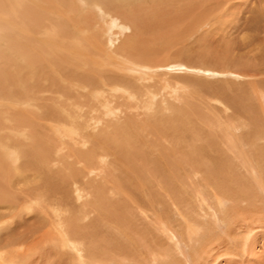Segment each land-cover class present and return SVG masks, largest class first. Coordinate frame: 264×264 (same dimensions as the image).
I'll use <instances>...</instances> for the list:
<instances>
[{"label": "rangeland", "instance_id": "1", "mask_svg": "<svg viewBox=\"0 0 264 264\" xmlns=\"http://www.w3.org/2000/svg\"><path fill=\"white\" fill-rule=\"evenodd\" d=\"M81 1L61 2L67 7L66 10L62 8L69 13L68 18L73 19L76 30L75 27L69 30L67 24L61 39L54 36L52 31L58 24L53 26L59 20L54 14L50 17L51 26H40L36 33L29 35L34 39L31 43L38 57L36 64H28L19 52L9 53V42L0 39V71L3 69L7 77L0 86V159L7 169L3 175L7 176L0 179L12 186L0 192L3 194L0 197V253L6 255L8 264H29L28 259L21 256H27L30 242L43 238L40 252L32 256V264H58V256L60 260L67 257L70 264H91L90 256L85 254L87 250L91 253V245L100 249L99 246L113 244L117 249L118 242L124 240V224L119 217L120 212L127 209L129 215L136 216L132 218L136 227L138 224L153 231L155 240L160 238L171 249L172 264H194L192 254L202 255V248L209 245L210 237L207 233L203 235L204 231L199 228L202 239L187 242L180 225V221L184 222V214L185 218H190L198 212L204 216L201 221L211 220V232L215 227L213 216L220 220L225 216H221L220 210L231 206L220 190L225 192L231 183L253 184L254 177H264V82L257 81L259 87L254 92L251 87L257 70L264 75L263 34L249 28L254 16L250 12L255 10L252 9L255 5L249 1L248 6L243 7L247 14L242 21L232 24L233 29L228 26L214 34L213 31L207 33L208 26L203 30L206 33L200 32V35L192 28L183 31L188 35L185 43L178 42L182 34L172 39H159L155 44L156 35L140 36L143 47H147L143 50L150 51L154 46L159 49L154 55L147 52L146 59L151 61L139 64L128 54L133 33L128 30L121 34L122 18L114 14L118 8L108 6L110 15L102 9L97 15ZM145 1L149 6L153 2ZM250 4L254 7L250 8ZM262 24L264 18L259 19L257 26L261 29ZM27 35V32L20 33L19 39L24 40ZM95 36L98 43L91 52L85 40ZM147 36L152 43L145 42ZM178 48L189 51L188 57L194 55V62L189 63L195 70L163 68L179 58L174 54ZM2 53L5 54L2 56ZM150 63L162 66L152 67ZM136 124H147L144 127L147 134L141 132L142 126L141 131L136 128ZM121 131L123 139L126 133L134 134L127 139L128 144L120 141ZM30 134L34 146L23 151L24 158H20L14 148L29 144ZM228 138L232 141L240 138L242 142L234 147L232 142L226 143ZM19 172L23 180H18L16 174ZM260 185H252V189L264 191L260 190ZM252 194L253 190L251 197ZM215 195L225 204H219ZM259 195L255 199L260 203L257 206L262 214L257 212L264 219V206L260 202V199L264 201V193L259 192ZM149 201L157 202L158 206L157 203L156 208L148 206ZM143 205H147L143 208L147 211L144 215L139 208ZM247 211H251L250 207ZM229 224L220 220V231L225 232ZM214 230L212 239L221 236ZM169 236H175L177 241L170 240ZM2 243L7 245L5 250H1ZM256 246L257 252L261 250ZM224 250L228 254L217 256V264H234L236 257L232 254L240 251L237 240L233 239ZM114 253L111 252L113 257L118 255ZM156 255L157 263L168 262ZM244 255L248 259V252ZM113 257L110 261L119 260ZM110 261L107 260L108 264H114ZM245 262L250 264L248 260Z\"/></svg>", "mask_w": 264, "mask_h": 264}, {"label": "bare ground", "instance_id": "2", "mask_svg": "<svg viewBox=\"0 0 264 264\" xmlns=\"http://www.w3.org/2000/svg\"><path fill=\"white\" fill-rule=\"evenodd\" d=\"M59 1H61V0H0V39L5 38L6 41L9 42V53H12L13 54V53L19 52L20 55L21 54L23 55V57L25 58V61L28 64H31V65L36 64L38 62V57L36 58L37 54L35 53V49H33V44L31 43V40L33 41L34 39L31 36H29V35H31L32 33L33 34L36 33V30H38L40 26L42 27V26H44L46 24L48 26H51L50 25V21H51L50 20V17H52V15L54 16V14L56 16H58V19L59 20L54 23L53 28L56 26V24H58V26H56V28L52 31L53 32L52 34L54 36H56L57 38H60L61 39V37L64 35L63 30L65 31V28H66L67 24L69 25V30H70V28L74 29V27H75L74 30L77 29L76 26H73L72 25L73 24V22H72L73 19L71 21L68 18L69 13L67 14V12L65 11L66 10L65 8H67V7L64 8L63 5L61 4V2L63 0L61 2H59ZM249 1L252 2V4L255 5V7H254V5L252 6L250 4L251 5L250 8L251 7H254L252 9L253 10L255 9V10L250 12L251 15L254 14V16H253V19H252L253 23H251V24L249 23V28H250L251 31L253 30V31H257V32H262L263 38H264V25L262 24L263 27L261 29H260L259 26H257L259 24V19L260 18H264V0H255V3L252 0H166V1L153 0V2H151V3L148 2L150 4V6L147 3H145L146 2L145 0H83V2L82 1L81 2L84 3V5H85V6L83 5L84 7H87L89 9V11L94 12L97 15H100L102 10H105L106 11V15L107 16L110 15L111 13L107 11L108 10V6L109 7L112 6L115 9L118 8L115 11L114 14H116V15H118V17L122 18V20L120 22V28L122 29V32L123 33L121 32V34H124V31L126 33V31H128V30L133 33V36H132V41L133 42L132 41L130 42L131 45L129 47V48H131V47L132 48H131L130 53H128V54H131V56L135 57L137 59L135 61H137V62L139 61V64L141 62H143V61L146 64L149 61H151V60L146 59L147 54H148L147 52H150V54L154 55L158 51L159 47L156 48L154 46L153 48H151L150 51L149 50H147V51L143 50V48H145V46L143 47V45H144V44H142V40L143 39H141L140 36H142L144 34H148V33H152L153 35H156V37L153 40V44H155V42L157 40H159V39H165V38L172 39V38H175V37H179L182 34V36L180 37V39L178 40V42L179 43L180 42L181 43H185V40H187L188 35L186 34V32L184 34L183 31H188L187 29H190V31H191V28L192 29H196L195 31L193 30L196 35H200V32L201 33L202 32L206 33L203 30L206 27H208V26H209L208 30L205 29L207 31V33L210 32V31H213V33L214 32L215 33L216 32H221V31H224L228 26H230L233 29L232 24L234 22L236 23L238 21L239 22L242 21V19H244L243 16H245L247 14V12H244V8L243 7L246 6L249 3ZM74 3H76V2H74ZM63 4H65V3L63 2ZM260 8H261V10H260ZM114 16H111V19H114ZM245 19H247V18H245ZM81 20H83V18ZM254 22H255V24H254ZM86 23L88 24V26H89L90 29H93L92 27H90L91 25H89L88 22H86ZM93 25H94V23H93ZM83 26L85 27L86 25L83 24ZM91 31H93V30H91ZM26 32L28 33L27 37L24 38V40H20L19 39V34L20 33L25 34ZM248 32H249V30H248ZM92 34H93V32H92ZM90 35L91 34H89V36ZM130 36L131 35H129V37ZM121 37H122V35H121ZM147 37L148 38H146V39L144 38L146 40L145 42L152 43V39H150L149 36H147ZM27 38H28V40H27ZM95 38L97 39V37L95 36V37H92V38H88L89 40H85V42H87V47L89 48V50L91 52L92 51H95V49H96L95 48V45L98 43L97 41H95L96 40ZM125 40H127V38ZM91 41L93 42V44H91L92 43ZM188 41H189V39H188ZM256 41L257 40H255V42ZM94 42H96V43H94ZM121 45H122V43H121ZM140 45H141V47H140ZM252 45H254V43L251 44V45H246L244 49H247L248 46H252ZM126 47L127 46L125 45L124 48H126ZM179 48L177 49L178 51H175V52L173 50H171V51L174 52L175 55L177 54L179 58H177V56H176L177 60H174V62H171L169 64L163 65V68H169L170 67L173 70L174 69L175 70H177V69L184 70L185 69V70L192 71L191 69H194V67H193L192 63H189V62H194L193 61L194 60L193 59V56L194 55L193 56L191 55V57H188V54H190V52L189 51L188 52H185L183 49H179ZM194 50H195V48H194ZM203 51H204V49H203ZM131 52H133L134 54H132ZM167 52H169V51H167ZM4 54L5 53H2L1 55L3 56ZM179 54H182L184 56V58H183V56H180ZM201 54H203V53H201ZM94 56H96V55H94ZM203 56L205 57V54H203ZM201 59H203V58H201ZM207 59L209 60V58H207ZM218 59L219 58H217V60ZM195 61L197 62V60H195ZM148 65L149 66H152V67H161L162 66L160 64L156 65V64H153V63H150ZM154 65H156V66H154ZM262 65H264V60L262 61ZM262 67L264 68V66H262ZM28 68H30V66H28ZM196 69H198V68H196ZM198 71H201V70H198ZM202 71H204V70H202ZM36 73L38 74V72H36ZM209 73H210V70H209ZM211 74H212V72H211ZM211 74H209V75H211ZM217 74H215V75L217 76ZM6 78H7L6 77V72L2 69L0 71V86L3 83L6 82V80H7ZM253 78L255 79V81H253L254 83L252 82V86H251L253 88L252 91L253 90H256L259 87V86L258 87L256 86V85H259V83H256L257 81L260 82V83L264 82V75L262 74V71L261 70H257L256 73H255V77H253ZM27 79L29 80L28 77H27ZM24 81H27V80L24 79ZM220 83H221V81H220ZM10 89H12V88H10ZM131 92H133V91H131ZM139 94H140V92H139ZM136 95L138 96V98L140 97L138 94H136ZM191 97H193V96L191 95ZM189 104H191V103H189ZM219 114H220V112H219ZM176 116H179V114H177ZM189 117H188V119H189ZM153 120H154V118H153ZM184 120H185V118H184ZM28 121H29V119H28ZM28 121L26 120V123H28ZM141 122H140V124H141ZM23 123L22 124L20 123V125H23L24 126ZM11 124H12V122H11ZM134 124H132V125H134ZM189 124H188V126H189ZM139 125H137L135 127L136 128L138 127L139 130L141 131L140 128L142 126V130L143 131H141V132L142 133H146V131H144V127L147 124L145 126H144V124L141 125V126H139ZM25 126H26V124H25ZM163 127H165V126H163ZM29 128H30V126H29ZM163 130H162V132H163ZM122 131L124 132L123 129H122ZM122 131H121V140L120 141L123 140V142L125 144H128V140L127 139L129 138V136H132L134 134L130 135V132H129V134L126 133L125 134V137L123 139V135H122L123 132ZM151 133H149V134H151ZM29 137L31 138V134L28 135V139H29ZM117 137H119V136H117ZM114 139L118 143V140L119 139H116V136H115ZM112 140H113V138H112ZM112 140L110 141V143L112 142ZM187 140H189V139H187ZM22 142H25V141L23 140ZM145 142H146V140H145ZM227 142H232L234 144V147H235V145L238 146L242 141L240 140V138H235V139H233V141L231 140V138H228V139H226V143ZM28 143L29 144H27V145H24V144L23 145H18L17 147L14 148L15 151H16L15 153L18 154L20 158L21 157L24 158V155H25L24 152H26L27 149H29V148L31 149V147L34 146L32 139H29ZM158 143H160V142H158ZM41 144L39 145V147L41 146V148H42V145L43 144L42 145ZM113 144L115 145V143H113ZM135 144H137V142ZM151 144H153V143L151 142ZM151 144H150V146H152ZM181 144L182 143H180L179 145H181ZM117 145H121V144H117ZM121 146H123V145H121ZM136 146H138V145H136ZM139 146H141V145H139ZM131 147H133V146H131ZM34 149H35V147H34ZM44 149H46V148H44ZM134 149H135V146H134ZM34 151H36V150H34ZM38 154H39V152H38ZM38 161H40V160H38ZM22 162H24V161H22ZM24 164H25V162H24ZM27 167H29V165ZM20 168H24V166H21ZM42 169H43V167H42ZM20 170H22V169H20ZM5 171L7 172V169L3 165L2 160L0 159V178H1V176H3V177L5 175L7 176V174L3 175ZM21 172H19L18 174H16L18 180L19 179L20 180H23L24 179V178L21 179V177H20L22 175ZM4 179H5V177H4ZM19 182H21V181H19ZM258 183L261 184L260 185V190L264 189V177H260V178L254 177L253 184H252V182L250 184H247V183H245V184L244 183L243 184L231 183V184L228 185V188L226 187V185H224L226 187V189H224L225 192L223 190H220V192L223 193V194H221V196L224 197L227 201H230L231 202V206L229 208H227V209L224 208V209L220 210L221 216L222 215H225L220 220L224 224H227L229 222H230V224L228 225V227H227V229H226L225 232H221L220 231V227H221L220 226V220L216 216H213L214 225H215V227H213V228L216 229L217 231H219V234L221 235L219 237H216L215 239H212V237L214 235H212V237H211V233L212 232H215V230L214 229H211V232H209L210 231V228H211L210 224H213V222H211V220L208 221V222L207 221H203V220L201 221L202 218L204 219V216H201V214H199L198 212L195 213L196 214L195 217H190V218L189 217L188 218L187 217L185 218L186 214H184L185 216H183L184 218H182V219H184V222L182 220V222H183L184 225L182 224L181 221H180V223H181L180 225H181V229L182 228L184 229V236H186L185 239H186L187 242H190V241H198V238L199 239H202V236L205 235L206 233L210 237V239L208 238L209 240H207V243L210 242L209 245L207 244L209 247L206 245L205 247L202 248V251H201L202 252V255H199V253L198 254H195L193 252L194 254H192V258H193L194 264H217L219 262V259H218L219 257H217V256L223 255L224 252L226 254H228L227 253L228 252L227 250H224V251H222V250L225 247H228L233 242V239H236L237 240V243H238V246H240V251L232 254L233 257H236V259H233L234 264H239L240 262L243 263L246 260H248V263H250V264H264V219H263V216L262 215L261 216L259 215V213L262 214V211H261V209L258 208V206H257L258 204L257 203H259V202L255 199V198L260 197L259 192L264 193V191H256V189H252L253 186H257ZM11 185H12V183H11ZM9 187H12V186H10V184H9V182H7V180L4 181V180L0 179V192L1 193H2V190H6L7 191ZM218 190L219 189H217V191ZM249 190H250V192L252 190L254 192V194H252L253 195L252 197L250 196ZM220 192L218 194H216V195H219ZM1 193H0V197H3L2 196L3 194H1ZM256 193L258 194V196L256 195ZM216 195H215V199L218 200ZM145 198H146V196H145ZM218 201H220V200H218ZM173 202H174V200H173ZM260 202L262 203L261 206L263 207L264 206V201H262L260 199ZM153 203H154L153 201L152 202L149 201L148 202V204H149L148 206L156 208L154 205H156L157 202L154 203V204ZM219 204H221V201H220ZM223 204H225V202H223ZM223 204H221V205H223ZM157 206H158V203H157ZM261 206H260V208H261ZM146 207H147V205L139 206L140 213L142 212L143 215L146 214V212H147V211H145L143 209V208H146ZM246 207L247 208L250 207V210L251 211L250 212L247 211V208ZM258 210H259V213L257 212ZM193 212H194V210H193ZM254 212H256L257 215H255ZM120 213H121L120 214L121 216L119 217V219L121 218V221L124 224V225H122L123 226V232H122L123 234L122 235L124 237V240H122L121 242H118L119 244L117 243L118 244V248L117 249H115V247H112L113 244H112V246H111V244H109V246H105L104 245V247L99 246V248L101 247L100 249H95L94 248L95 246L92 247V245H91V248H92L91 249V253H89V251L84 248L85 250L84 249L83 250L85 252L87 250V252L85 254L87 255V253H88V255L90 256L89 258H90V263L91 264H98L97 263L98 261L101 262L102 264H108L107 260L110 261L112 259V257H113V255L111 254V252H115L114 254H118L117 256L114 255L113 258L115 259L117 257L119 260H112L113 262L110 261L111 263H114V264H156L157 261L154 259V256L156 254H158L156 256L163 258V260H166V261L168 260V262L166 264H172V262H170V259H171L170 252L172 253V251H171V249L167 248V246L165 245V243L163 242V240H162V242H161V240H159L160 238H158L157 240H155V235L153 236V234H152L153 231L150 232V230L147 229L146 227L140 226L138 224H137V227H136V225H134L136 222L133 221V219H132L133 217H136V216H134L133 214L129 215V211L127 209H125V211H121ZM253 213H254L255 216H257V218L252 215ZM165 214H167V213H165ZM165 214L163 216H166ZM213 215H216V214L214 213ZM146 216L147 215H145V217ZM190 216H191V213H190ZM165 218H167V217H165ZM115 219H117V218H115ZM199 219H200V221H199ZM254 219H256V220L253 221ZM159 220H160V218L158 219V221ZM128 222L130 223V225H128L129 224ZM120 225H121V223H120ZM120 225H119V228H121ZM199 228H202L201 231H204V234L201 237H199ZM260 229L262 230L261 232L257 231V230H260ZM77 232H78V230H77ZM256 232L258 234L257 235H254L253 239H250L252 237V235L255 234ZM45 233L46 232H44V235H45ZM74 233H76V232H74ZM48 234L51 235L50 233H48ZM108 235H109V233H108ZM175 236H169L170 240L176 242L177 239H176ZM217 236H218V232H217ZM204 237H207V236H204ZM217 238H219V239H217ZM31 239H30V241H32ZM50 239L52 241V238H50ZM86 239H87V237H86ZM120 239H121V237H120ZM26 240H27V243L26 244H28V239H26ZM37 240H38V242H37ZM37 240L36 241H33V242H30L28 244V246H27L28 249L26 251L27 252V256L26 257H24V255L21 256V257H23L25 259L27 258L29 264H32L31 263L32 262V256L35 253H39L40 252L38 249H40L41 248L40 245L43 244V238L40 239V240L39 239H37ZM82 240H83V238H82ZM82 240H81V242H83ZM53 241L55 242V239ZM249 241H250V243H249ZM44 242H45V239H44ZM46 242H47V240H46ZM218 242H220V243L218 245H216L215 243H218ZM99 243H100V241H99ZM103 243L104 242H102L100 244H103ZM177 244H178V242H177ZM193 244L195 245V243H193ZM193 244H191V245H193ZM44 245H47V244H44ZM256 245H258L259 248L261 249L258 252L254 248ZM6 246L7 245H5V244L2 243V249L1 250H3V249L5 250L6 249ZM115 246L117 247V245H115ZM230 248H232V247H229V249ZM92 250H94V251L92 252ZM232 250H233V248H232ZM80 251H81V249H80ZM254 251L257 252V253H255ZM246 252H248V256H247L248 259H245V255L244 254ZM8 254L9 253H7V255ZM103 254H105L106 259H105V257H104ZM102 255H103V258L104 259L102 258ZM251 255L254 258L250 259ZM8 256H10V255H8ZM5 257H6V255H4L3 253H0V262L2 260L1 264L2 263H4V264H8L9 263V260L7 259V257L6 258ZM82 257L84 258L85 256H82ZM87 257H85V258H87ZM158 257H157V259H158ZM233 257H231V259ZM56 258H59V260L57 259L58 260V264H70L71 263V261L67 257H66L67 259L64 257L61 260H60V257L59 256L56 257ZM35 261H36V259H35ZM120 261H121V263H120ZM60 262H62V263H60ZM78 262H80V261H78ZM73 263H75V262H73ZM157 264H165V261H162V262L157 263Z\"/></svg>", "mask_w": 264, "mask_h": 264}]
</instances>
